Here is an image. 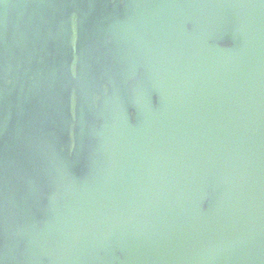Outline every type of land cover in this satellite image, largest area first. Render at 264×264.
Segmentation results:
<instances>
[{"label": "water", "instance_id": "water-1", "mask_svg": "<svg viewBox=\"0 0 264 264\" xmlns=\"http://www.w3.org/2000/svg\"><path fill=\"white\" fill-rule=\"evenodd\" d=\"M0 264H264V0H0Z\"/></svg>", "mask_w": 264, "mask_h": 264}]
</instances>
